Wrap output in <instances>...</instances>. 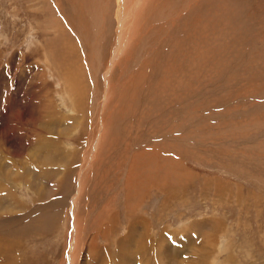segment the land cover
Instances as JSON below:
<instances>
[{
    "label": "rangeland",
    "instance_id": "rangeland-1",
    "mask_svg": "<svg viewBox=\"0 0 264 264\" xmlns=\"http://www.w3.org/2000/svg\"><path fill=\"white\" fill-rule=\"evenodd\" d=\"M76 1L0 0V264H68L102 111L71 264H264V0L146 1L110 67L120 4Z\"/></svg>",
    "mask_w": 264,
    "mask_h": 264
},
{
    "label": "bare ground",
    "instance_id": "bare-ground-1",
    "mask_svg": "<svg viewBox=\"0 0 264 264\" xmlns=\"http://www.w3.org/2000/svg\"><path fill=\"white\" fill-rule=\"evenodd\" d=\"M60 1V0H59ZM58 0H55V2L57 3V5H58V7H60L61 8V4H60V2H59ZM75 1L76 0H67V2L70 4V6L72 7V8H74V5H75ZM82 1V0H81ZM84 1V3L86 2V0H83ZM118 2H116V4L118 3V4H120L119 5V8H120V11H119V13H117L116 12V15L118 14V16H119V19H118V25H117V28H115L116 29V31H117V33H116V36H117V39H116V43L114 44V45H116L115 46V49H114V51L112 52V60H111V62H110V65L108 66V67H110L111 65H112V62H113V60L117 57V56H119L120 54H121V52L122 51H124V48H125V45H126V43H127V41H128V39L130 38V33H132L133 32V30H134V23H135V20H136V18H137V16L139 15V13L141 14V8H142V6H143V4L146 2V1H148L149 3H152V4H155L154 2L156 1V0H117ZM161 1H163V2H161L162 4H164L165 2H169L170 4L172 3V4H174L173 3V1L174 0H161ZM177 2H179L180 0H176ZM185 1V0H184ZM157 2V1H156ZM190 2V1H189ZM76 3H77V1H76ZM78 3H80V2H78ZM91 3V2H90ZM93 4V3H92ZM160 4V3H159ZM155 5H157V4H155ZM154 5V6H155ZM181 5V4H180ZM85 6V5H84ZM179 6V5H178ZM177 6V7H178ZM89 10H92V9H89ZM162 10V9H161ZM60 11H61V14H63V9H60ZM94 12V11H93ZM93 14V13H92ZM92 14H90V15H92ZM96 14V13H95ZM96 16V15H95ZM98 16V15H97ZM97 22V21H96ZM78 30H79V28H78ZM78 32V31H77ZM80 34V33H79ZM78 36V35H77ZM83 37V36H82ZM123 53V52H122ZM108 69V68H107ZM60 76V75H59ZM60 77H62V76H60ZM62 81V80H61ZM63 81H65L66 82V84L68 85V86H71V90H68V91H70L72 94H73V99H76L77 97H78V93L77 94H74V92H73V87H72V80H71V77H70V75L69 74H67V73H64V76H63ZM64 82V83H65ZM64 86V85H63ZM107 87V86H106ZM105 90H107V89H105ZM67 92V91H66ZM106 93V92H105ZM104 93V94H105ZM71 95V94H70ZM68 96V95H67ZM103 97V96H102ZM106 97H107V94H105V96L103 97V100H102V104H101V108L103 109L105 106H106ZM72 98V97H71ZM49 100V99H48ZM53 100V99H52ZM50 102V101H49ZM54 103V102H53ZM44 112H45V114H47V116L49 115V113H50V110H52V108L49 106V104L48 103H46L44 106ZM101 109V110H102ZM56 112V111H55ZM101 112V111H100ZM102 113H103V111H102ZM102 113H101V115L98 117L99 119H98V127H96V128H98V131H97V133L95 134V136L92 138V140L90 141V144H89V147H88V150L85 152V154L82 156L83 157V161L81 160V162H82V165H81V167H80V170H79V172H78V176H77V178H76V188H75V190H74V194H72L71 195V198H70V203H71V205H72V207H71V212H72V216H73V226H72V231H71V234H70V239H69V244H68V252H67V256H69L67 259H68V264H71V256H72V254H73V251H74V243L76 244V236H77V228H76V222L77 221H75V220H77V219H75V215H76V212H75V210H76V205H77V200H78V198L81 196L80 195V192H81V190H82V185H83V183H84V180H83V177H84V175H86V171L89 169V168H91V166L94 164V162H95V160H96V157H98V149L99 148H101V147H99L100 145H101V141H102V135H101V137H100V130L102 131V129H103V127H104V120L102 119L103 118V115H102ZM26 115V114H25ZM52 115V114H51ZM59 115V114H58ZM21 117V116H20ZM9 119V118H8ZM18 119V118H17ZM11 120H12V118H11ZM10 120V121H11ZM18 120H20V119H18ZM11 121V122H8L11 126L9 127V129H8V131L6 132V134L5 135H3V133H2V139L0 140V143L1 144H3V145H5V149H6V147H7V149H6V152L7 153H9V152H11L12 150H13V148L14 147H17L19 144H17V143H15L14 141H13V137H12V135L14 136V134L16 133V131H17V126H18V122L19 121ZM26 120H27V118H24V119H22V121H24V122H26ZM63 120V119H62ZM9 121V120H8ZM46 122V121H45ZM47 123V122H46ZM1 125V124H0ZM2 126V125H1ZM37 128V127H36ZM1 129V128H0ZM44 129V128H43ZM42 130V129H41ZM104 131V130H103ZM0 132H1V130H0ZM42 132V131H41ZM90 139V138H89ZM103 142V141H102ZM4 147V146H3ZM1 148V147H0ZM17 149V148H16ZM14 150H15V148H14ZM10 154V153H9ZM2 157V156H1ZM33 157V156H32ZM2 159V158H1ZM0 161H2V160H0ZM18 164V163H17ZM12 166V165H11ZM94 166V165H93ZM93 166H92V168H93ZM39 167V166H38ZM12 168V167H11ZM18 169V168H17ZM10 171V170H9ZM12 171V170H11ZM10 171V172H11ZM16 171V167H15V169L11 172V173H8L6 170H5V168H4V166H3V164L2 163H0V179H2V180H0V181H3V180H5V177H7V179L5 180L6 181V183L8 184V187L11 189L14 185H15V183L16 182H18V177L16 176V174H17V172H16V174L14 173ZM89 171V170H88ZM37 172V171H36ZM24 173V172H23ZM85 173V174H84ZM5 174H8L7 176H5ZM37 176H41V174L39 173V174H37ZM23 177H24V175H23ZM85 178V177H84ZM83 180V181H82ZM4 181V182H5ZM18 184V183H17ZM3 187L2 186H0V190L2 189ZM83 192V191H82ZM3 189L1 190V192H0V209H6V210H8V209H10L9 208V206H13V207H21L22 209H26V213L24 214V213H22V215H23V217H24V215L25 216H27L28 217V215H30V213H31V209H29V207H26V206H24L23 205V203L21 202V199H19L18 197H11V199L8 201V202H6V204H5V199L4 198H2V196H3ZM9 194H11V193H7L6 195H9ZM82 194V193H81ZM9 197V196H8ZM81 205V204H80ZM12 209V208H11ZM15 210V209H14ZM3 211H5V210H3ZM17 211H19V210H17ZM5 213V212H4ZM18 214V213H17ZM21 215V216H22ZM4 216V215H3ZM16 216V215H15ZM22 217V218H23ZM16 218V217H15ZM6 219V218H5ZM21 220V219H20ZM23 220H24V218H23ZM2 221H3V219H2ZM1 222V221H0ZM6 222V221H5ZM11 222V221H10ZM15 222H16V220H15ZM4 223V222H3ZM145 223V222H144ZM6 225V224H5ZM8 225L10 226V224L8 223ZM7 225V226H8ZM2 226V225H1ZM134 226V225H133ZM143 227H144V224H143ZM129 228V227H128ZM135 228V227H134ZM135 231V230H134ZM142 231H143V229H142ZM144 232V231H143ZM148 232V231H147ZM146 232V234H145V237L146 238H148L147 240L148 241H145L144 243H145V245H151V243H152V237H150V235H148V233ZM130 234H131V232H130ZM134 234V233H133ZM128 235V234H127ZM139 235V234H138ZM162 235V234H161ZM160 235V236H161ZM129 236V235H128ZM131 236V235H130ZM133 236V235H132ZM163 236V235H162ZM161 236V237H162ZM20 237V236H19ZM132 238V237H131ZM5 239V238H4ZM129 239V238H128ZM134 239V238H133ZM165 239V238H164ZM123 241V240H122ZM139 241V240H138ZM142 241V240H141ZM181 241V240H180ZM189 241V240H188ZM121 242V241H120ZM120 242H117L118 244L120 243ZM122 243V242H121ZM139 243H141V242H139ZM155 243H156V240H155ZM157 243H158V239H157ZM188 243H190V242H188ZM126 244V243H125ZM178 244V243H177ZM185 244V243H184ZM123 245H124V243H123ZM128 245V244H127ZM139 245H141V244H139ZM149 245V246H150ZM157 245V244H156ZM186 245V244H185ZM116 246V245H115ZM120 246V245H119ZM169 245L166 243V246L165 247H168ZM175 246V245H174ZM181 246H182V244H181ZM184 246V245H183ZM124 247V246H123ZM138 247V246H137ZM141 247V246H140ZM118 248V247H117ZM121 248V247H120ZM120 248H118V250L120 249ZM145 248V247H144ZM150 248V247H149ZM169 248V247H168ZM208 248V247H207ZM125 249V248H124ZM129 249V248H128ZM167 249V248H166ZM180 249V248H179ZM206 249V248H205ZM113 250H115V249H113ZM122 250V249H121ZM121 250H119V251H121ZM165 250V249H164ZM110 251V250H109ZM164 252V251H163ZM163 252H162V254H163ZM170 252V251H169ZM116 253V252H115ZM118 253V252H117ZM116 253V254H117ZM124 253V252H123ZM124 254H126V253H124ZM172 253H166V255H167V258H168V262L169 263H171V261L172 260H175L176 259V257H175V255H176V253H175V255H171ZM206 254V253H205ZM129 255V254H128ZM127 256V255H126ZM206 256V255H205ZM118 257H120V256H118ZM128 257V256H127ZM162 257V256H161ZM114 258H117V256L116 257H114ZM131 258V257H130ZM179 258V257H178ZM113 259V258H112ZM119 259V258H118ZM126 259V258H125ZM1 260V259H0ZM128 260V259H127ZM120 261V260H119ZM118 261V262H119ZM123 261H124V259H123ZM3 262V261H2ZM126 261H124L123 263H125ZM166 262V261H165ZM168 262H166V263H168ZM122 263V262H121ZM120 263V264H121ZM122 263V264H123ZM82 264H84V263H82ZM86 264V263H85ZM117 264V263H116ZM130 264V263H129ZM211 264V263H210Z\"/></svg>",
    "mask_w": 264,
    "mask_h": 264
},
{
    "label": "clouds",
    "instance_id": "clouds-1",
    "mask_svg": "<svg viewBox=\"0 0 264 264\" xmlns=\"http://www.w3.org/2000/svg\"><path fill=\"white\" fill-rule=\"evenodd\" d=\"M5 35V33L0 32V49L7 47L8 42L6 39H4ZM36 44L37 39L35 36V32L33 30H28L24 33L20 46L14 49H20L24 52H28L31 51L34 47H36Z\"/></svg>",
    "mask_w": 264,
    "mask_h": 264
}]
</instances>
